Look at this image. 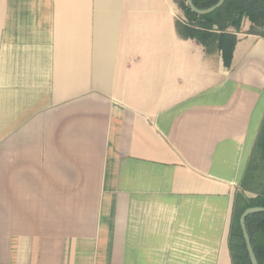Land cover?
<instances>
[{
  "label": "crops",
  "instance_id": "obj_1",
  "mask_svg": "<svg viewBox=\"0 0 264 264\" xmlns=\"http://www.w3.org/2000/svg\"><path fill=\"white\" fill-rule=\"evenodd\" d=\"M174 0H0V264H232L264 39L229 67Z\"/></svg>",
  "mask_w": 264,
  "mask_h": 264
},
{
  "label": "trees",
  "instance_id": "obj_2",
  "mask_svg": "<svg viewBox=\"0 0 264 264\" xmlns=\"http://www.w3.org/2000/svg\"><path fill=\"white\" fill-rule=\"evenodd\" d=\"M219 0H192L195 8L208 9ZM185 22H175L176 32L182 39H191L205 51L212 46L221 52L225 67L230 66L236 36L244 19L250 23L248 34L264 39V0H224L210 14L192 13L184 0H174ZM249 193L252 197H247ZM248 208H264V116L252 146L244 174L235 192L228 234V249L232 264H250L239 217ZM245 228L258 264H264V213L249 215Z\"/></svg>",
  "mask_w": 264,
  "mask_h": 264
},
{
  "label": "water",
  "instance_id": "obj_3",
  "mask_svg": "<svg viewBox=\"0 0 264 264\" xmlns=\"http://www.w3.org/2000/svg\"><path fill=\"white\" fill-rule=\"evenodd\" d=\"M184 1L186 3V6L189 8V10L198 16H203V15L212 13L213 11L218 9L224 2V0H219L217 4H215L214 6L208 9H205V10H199L194 7L192 0H184ZM258 213H264V208H248L244 210L243 213L239 217V226L242 232V237L245 243V248H246V252H247L250 264H258V263L256 261V258H255V255H254V252L251 246L250 238L246 231L244 222L249 215L258 214Z\"/></svg>",
  "mask_w": 264,
  "mask_h": 264
},
{
  "label": "rangeland",
  "instance_id": "obj_4",
  "mask_svg": "<svg viewBox=\"0 0 264 264\" xmlns=\"http://www.w3.org/2000/svg\"><path fill=\"white\" fill-rule=\"evenodd\" d=\"M244 20H246V19H244ZM243 20V21H244ZM180 21L181 22H185V18H184V16H183V14H182V12H181V18H180ZM242 25V24H241ZM250 27V26H249ZM245 195L247 196V197H252V195L251 194H249V193H245Z\"/></svg>",
  "mask_w": 264,
  "mask_h": 264
}]
</instances>
